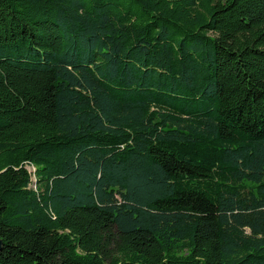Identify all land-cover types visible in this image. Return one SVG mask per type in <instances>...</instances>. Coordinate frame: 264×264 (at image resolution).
Masks as SVG:
<instances>
[{
  "label": "trees",
  "instance_id": "trees-1",
  "mask_svg": "<svg viewBox=\"0 0 264 264\" xmlns=\"http://www.w3.org/2000/svg\"><path fill=\"white\" fill-rule=\"evenodd\" d=\"M0 264H264V0H0Z\"/></svg>",
  "mask_w": 264,
  "mask_h": 264
},
{
  "label": "water",
  "instance_id": "water-1",
  "mask_svg": "<svg viewBox=\"0 0 264 264\" xmlns=\"http://www.w3.org/2000/svg\"><path fill=\"white\" fill-rule=\"evenodd\" d=\"M0 247H1V241H0Z\"/></svg>",
  "mask_w": 264,
  "mask_h": 264
}]
</instances>
